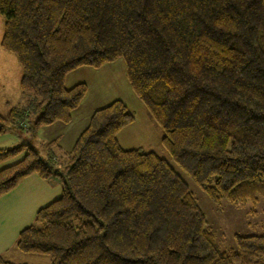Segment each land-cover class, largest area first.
I'll use <instances>...</instances> for the list:
<instances>
[{"label": "trees", "instance_id": "1", "mask_svg": "<svg viewBox=\"0 0 264 264\" xmlns=\"http://www.w3.org/2000/svg\"><path fill=\"white\" fill-rule=\"evenodd\" d=\"M0 17L28 96L0 111V132L69 122L86 86L67 88L66 75L121 58L163 148L198 187L215 201L264 200V0H0ZM133 118L120 99L95 109L62 163L27 142L0 148V164L22 155L0 167V196L30 174L61 185L16 248L49 264H264V226L221 251L167 161L120 146Z\"/></svg>", "mask_w": 264, "mask_h": 264}, {"label": "rangeland", "instance_id": "2", "mask_svg": "<svg viewBox=\"0 0 264 264\" xmlns=\"http://www.w3.org/2000/svg\"><path fill=\"white\" fill-rule=\"evenodd\" d=\"M3 20L0 17V37ZM125 65L119 58L104 67L93 68L83 66L70 71L65 77V86L72 87L77 83L86 86L85 95L77 108L72 112L71 120L67 123L55 122L42 126L35 131L27 128L17 129L6 145L13 147L27 142L41 154L50 151L55 153L58 163L63 162L65 153L72 146L78 133L86 126L91 113L114 99L122 100L128 110L133 113V120L117 133V139L123 149L139 148L142 151H154L182 177L192 192L197 205L202 210L211 227L217 247L221 251H230L236 246L235 235L260 234L264 226V200L259 198L255 203L233 204L226 200L215 201L198 187L170 158L161 143L162 132L158 125L149 118L143 103L131 91L125 77ZM19 72V74H18ZM19 76L18 79L16 78ZM0 111L5 113L12 106H26L27 95L20 92L18 83L21 77V67L15 56L0 47ZM33 112L27 119L28 126L35 118ZM7 138V137H6ZM57 140L61 148L46 144ZM13 143V144H11ZM0 164V167L18 159ZM58 180L55 176H51ZM47 258V257H42ZM48 259V258H47Z\"/></svg>", "mask_w": 264, "mask_h": 264}, {"label": "crops", "instance_id": "3", "mask_svg": "<svg viewBox=\"0 0 264 264\" xmlns=\"http://www.w3.org/2000/svg\"><path fill=\"white\" fill-rule=\"evenodd\" d=\"M18 77L17 75L16 78ZM14 133L12 129L0 132V148L12 146L6 145V141ZM57 145L61 148L58 143ZM60 190L59 180L52 177L42 179L36 174H30L0 196V255L4 259L17 264H49L48 256L21 252L16 248L15 242L19 231L33 222L35 212L57 198Z\"/></svg>", "mask_w": 264, "mask_h": 264}]
</instances>
